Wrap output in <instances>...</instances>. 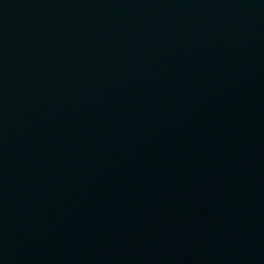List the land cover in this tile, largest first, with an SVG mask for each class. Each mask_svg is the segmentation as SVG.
<instances>
[{
  "label": "water",
  "instance_id": "95a60500",
  "mask_svg": "<svg viewBox=\"0 0 264 264\" xmlns=\"http://www.w3.org/2000/svg\"><path fill=\"white\" fill-rule=\"evenodd\" d=\"M0 264H264V0H0Z\"/></svg>",
  "mask_w": 264,
  "mask_h": 264
}]
</instances>
